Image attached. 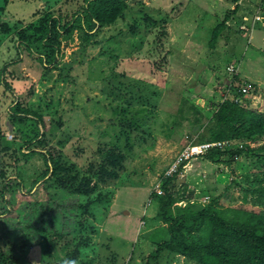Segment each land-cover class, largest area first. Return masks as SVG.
Listing matches in <instances>:
<instances>
[{"label": "rangeland", "instance_id": "1", "mask_svg": "<svg viewBox=\"0 0 264 264\" xmlns=\"http://www.w3.org/2000/svg\"><path fill=\"white\" fill-rule=\"evenodd\" d=\"M143 1L147 15L166 16L165 28L148 24L142 19L146 14L136 11L120 22L125 32L115 38L109 36L116 33L117 26L101 33L99 43L87 46L76 32L69 38L62 36L55 63L43 68L25 52L24 61L15 69L18 79L10 80L15 90L0 87V154L8 143L16 151L22 143L10 109L14 98L43 115L48 146L62 150L80 169L86 170L96 159L101 145L120 140L128 149L126 138H119L122 121L133 124L128 129L137 145L120 179L97 192L102 198L91 199L92 203L83 200L88 204L81 218L86 229L76 226L71 233L73 240L52 233H38L40 238L36 239V233H20L15 220L1 221L0 233L8 226L2 244L8 248L5 241L9 236L20 248V264H146L153 250L149 235L159 225L154 219L158 203L151 196L153 184L179 151L202 132L196 123L198 115L189 107L196 106L206 119L212 117L226 93L233 90L234 77L239 76L242 86L249 88L242 101L264 114L262 0ZM82 2L0 0V68L16 56L11 38L37 19L36 12L60 9L67 13ZM139 7L135 5V9ZM228 12L232 15L230 28L212 47V29ZM245 24L254 28L253 33L240 30ZM232 66L235 71H231ZM181 108L186 110L183 116L178 113ZM13 151L4 154L3 170L11 176L18 167L29 186L43 171V159L36 155L28 160L16 152V162ZM182 172L176 186L182 195L197 201L221 196L224 205L260 207L264 212V199L241 190L252 188L249 179L264 172L256 158L242 155L225 165L199 157L189 161ZM39 198H48L41 183L31 194L27 192L26 198L14 200L13 212L19 202ZM67 240L70 244L66 246ZM162 263L193 264L181 256L172 260L165 257Z\"/></svg>", "mask_w": 264, "mask_h": 264}, {"label": "trees", "instance_id": "2", "mask_svg": "<svg viewBox=\"0 0 264 264\" xmlns=\"http://www.w3.org/2000/svg\"><path fill=\"white\" fill-rule=\"evenodd\" d=\"M135 5L140 7L135 9ZM145 8L143 0H83L71 12L64 13L60 9L36 12L34 16L37 19L11 38L16 56L1 66L0 87L15 90L14 81L10 80L18 79L15 69L24 61L25 52L38 60L43 68L55 63L60 56L62 36L69 38L76 32L82 44L87 46L99 43L98 37L101 33L117 26L119 29L116 33L109 36L111 39L115 38L125 32L119 26L120 22H124L129 14L136 11L146 14L142 19L148 24L165 28L166 16L147 15ZM260 8V15L264 16V0L261 1ZM231 18L232 15L228 12L224 20L212 29V47H215L222 33L230 28ZM240 30H252L253 33L254 28L246 25L245 29L240 27ZM234 78L231 85L233 90L217 105L212 117L206 119L196 106L189 107L198 115L196 123L202 129L200 137L189 144L229 140L230 144L226 148L214 147L203 157L214 163L231 165L239 157L246 155L258 159L264 166V143H261L264 139V114L250 108L241 100V79L239 76ZM10 109L17 119L16 134L22 143H18L17 151L8 143L3 146L0 154V223L15 220L20 233H36V239L40 238L38 233H52L62 239L73 240L71 233L75 232L76 226L81 230L86 229L81 218L84 216L82 211L88 204L84 205L83 200L87 199L90 203L91 199L100 200L102 196H96L97 192L101 188L109 189L106 187L117 182L126 169V162L133 156L137 145L134 146L128 129L133 124L131 121H122V136L119 138H126L128 149L121 146L120 140L115 144L101 145L96 151L98 156L85 170L67 159L62 150L48 146L47 132L43 131V127L46 128L43 115L24 107L15 98ZM178 113L183 116L186 110L181 108ZM144 137L145 135L141 139ZM185 147L163 169L153 184L151 196L158 203V212L154 219L159 225L149 235L153 250L146 264H163L165 257H171L172 260L175 256H181L193 264H264V212L260 207L227 206L221 202V196H208L205 201H197L191 196L176 192L185 163L170 175L167 173ZM11 150H14L13 154L18 152L28 160L36 155L42 157L43 171L36 175L30 187L25 185V177L18 167L12 171L11 176L5 174L3 156ZM15 161H18L17 155ZM249 180L252 188L241 187V190L264 199V172ZM39 183L48 195L47 200L39 198L38 201L28 199L19 202L13 212L11 205L14 200L26 198L27 192L31 194L33 187ZM159 183L161 192L155 189ZM7 227L4 226L0 233V264H20L17 256L20 248L9 236H6L5 241L8 248L5 249L4 243L2 244ZM68 240L64 245L70 244ZM21 248L25 249V245Z\"/></svg>", "mask_w": 264, "mask_h": 264}, {"label": "built area", "instance_id": "3", "mask_svg": "<svg viewBox=\"0 0 264 264\" xmlns=\"http://www.w3.org/2000/svg\"><path fill=\"white\" fill-rule=\"evenodd\" d=\"M235 67L232 66L231 71H235ZM249 88L246 86H243V88H241V91L243 93V96L248 94ZM229 91L226 93L225 97L227 98V96L229 95ZM242 100V99H241ZM230 144L229 140H225V141H217V142H205V143H201V144H195V145H187L184 149V151H182V153H180L177 157V159L175 160L174 164L172 165V167L170 168V170L168 171L167 175H170L172 172L176 171L179 166L183 163L184 164V169L185 167L188 165L189 161L199 158V157H203L204 155H206L211 149H213L214 147H218L221 149L226 148L227 145ZM155 189H157L158 192H161V184H157Z\"/></svg>", "mask_w": 264, "mask_h": 264}]
</instances>
